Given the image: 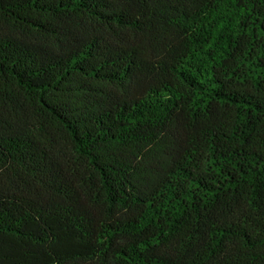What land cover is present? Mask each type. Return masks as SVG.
<instances>
[{"label":"trees","instance_id":"obj_1","mask_svg":"<svg viewBox=\"0 0 264 264\" xmlns=\"http://www.w3.org/2000/svg\"><path fill=\"white\" fill-rule=\"evenodd\" d=\"M0 264H264V0H0Z\"/></svg>","mask_w":264,"mask_h":264}]
</instances>
